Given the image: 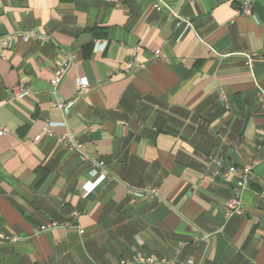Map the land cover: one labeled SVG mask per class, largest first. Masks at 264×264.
<instances>
[{
  "label": "crops",
  "instance_id": "crops-1",
  "mask_svg": "<svg viewBox=\"0 0 264 264\" xmlns=\"http://www.w3.org/2000/svg\"><path fill=\"white\" fill-rule=\"evenodd\" d=\"M163 1L192 27L148 0H0V39L51 40L0 44V235L22 239L0 240V264H264V0L251 15L243 0ZM19 84L30 93L16 99ZM67 133L109 172L90 194ZM218 161L254 165L242 216L225 218L236 180L215 177Z\"/></svg>",
  "mask_w": 264,
  "mask_h": 264
},
{
  "label": "built area",
  "instance_id": "built-area-1",
  "mask_svg": "<svg viewBox=\"0 0 264 264\" xmlns=\"http://www.w3.org/2000/svg\"><path fill=\"white\" fill-rule=\"evenodd\" d=\"M109 3L119 6L125 3L126 0H107ZM152 2L153 8L155 11L159 13H165L170 18L174 19L178 24H186L188 28L192 27L190 21L183 18L177 11H175L171 6H169L163 0H148ZM241 12L246 15L252 14V4L251 0H243L241 2ZM23 41L25 43L29 42H40L41 44H46L51 42L50 38L40 35L34 31H22L12 35L5 36L0 39V44L5 48H11L18 41ZM160 52H156V55H159ZM249 60V64H252V60L250 57H247ZM70 67V61H66L64 64L60 65L54 74V77L51 81V85L55 90L58 89L59 84L66 76L68 69ZM78 88L81 92L87 91L89 85L87 82L80 81L78 83ZM30 93V89L24 84L17 85L12 91L13 98H24ZM261 97L263 101L264 107V91H261ZM221 102L227 106L228 102L225 96H221ZM74 102L66 101L64 99L58 98V100L54 104V108L60 110L64 115L68 116L72 112L74 108ZM56 124H49L45 129L44 133L52 136L53 128H55ZM61 127H66L65 123L60 124ZM8 130L6 128H0V137L7 134ZM61 141L70 145L71 150L77 151L81 159L84 162H87L90 166L89 175L93 179L91 183L87 186V193H92L97 187H99L107 178H109V172L105 168V165L101 162L91 160L89 157L83 152L80 145H78L73 136L70 134H65ZM221 166L220 169L215 173V177L221 180L228 181L230 179H235L236 184L232 190V196L229 201L226 203L225 207V218L230 219L235 215L242 216L244 215V204H243V193L250 186L253 173H254V165H228L226 167H222V162L218 161ZM129 195L135 200H145V199H154L157 197V193L154 191H139V190H130ZM60 227V225L56 223H51L46 226H42L39 230L40 232H46ZM200 238L207 243L210 241V236L202 234ZM0 240L8 241L11 244H17L22 239L18 236H12L7 238L4 235H0ZM113 264H194L193 261H187L185 263H180L177 260H168V259H156L153 257L144 256L142 254H136L129 260H121L120 262H116Z\"/></svg>",
  "mask_w": 264,
  "mask_h": 264
}]
</instances>
